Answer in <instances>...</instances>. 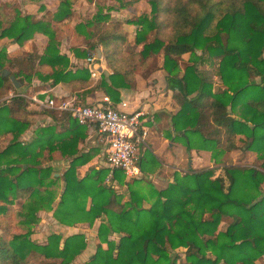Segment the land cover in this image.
Returning a JSON list of instances; mask_svg holds the SVG:
<instances>
[{
    "label": "trees",
    "instance_id": "trees-1",
    "mask_svg": "<svg viewBox=\"0 0 264 264\" xmlns=\"http://www.w3.org/2000/svg\"><path fill=\"white\" fill-rule=\"evenodd\" d=\"M146 1L150 19H110L111 7L97 0L92 17L73 25L71 0H60L53 15L17 7L5 11L0 3V38L15 44L0 48V97L18 90L11 75L19 87L33 78L49 85L64 82L75 90L88 85L87 66H74L59 52L62 32L76 44L77 58L101 50L111 73L97 87L115 101L116 88L134 86L136 75L151 68L162 50L167 88L180 104L173 118L176 138L186 150L210 151L215 159L241 149L254 152L260 163L175 171L159 190L151 184L143 188L142 180L126 178L119 169L108 183L105 167L78 176V168L99 152L79 153L88 127L67 112L37 110L25 97L13 96L0 104V142L10 135L0 147V264H26L31 253L42 259L40 264H72L86 248L81 232H51L45 243L34 242L29 228L40 211H52L66 226L90 227L99 220V244L82 264H177L179 259L264 264L257 263L264 255V0ZM117 2L122 9L129 1ZM126 22L138 26L137 51L124 50ZM36 33L46 37L42 51H23L20 47ZM179 62L185 64L181 72ZM201 64L213 67L201 69ZM214 75L222 84L216 91ZM35 115H47L52 123L37 125L25 138ZM55 154L71 159L63 166L55 163ZM18 210L24 211V233L13 231Z\"/></svg>",
    "mask_w": 264,
    "mask_h": 264
},
{
    "label": "crops",
    "instance_id": "crops-1",
    "mask_svg": "<svg viewBox=\"0 0 264 264\" xmlns=\"http://www.w3.org/2000/svg\"><path fill=\"white\" fill-rule=\"evenodd\" d=\"M96 1L97 0H71L70 6V15H71V22L70 25H73L76 21L83 20L85 18L92 17L96 10ZM16 2V3H15ZM0 3L5 4L4 10L6 11L7 4H11L16 6L18 9L22 10L25 13L37 14L41 15L45 11H50L53 13L56 11V8L60 4V0H0ZM53 4V7H50L49 4ZM106 6L111 7V13L113 12L114 8L113 5H108L107 0H105ZM137 4V3H136ZM135 4H133L134 6ZM126 9V8H125ZM10 10V9H8ZM113 16V13L110 15ZM56 22V20H53ZM8 41L10 43L9 47H5L6 49H12L15 47V44L11 43L7 38H0V41ZM60 44H59V52L65 54L69 58L70 64L74 66H81L83 65L84 58L80 59L77 58L74 54L73 45L67 35L62 32L60 35ZM42 42L43 45H42ZM46 42V37L40 33L34 34V36L26 41L22 47H20L23 51H31L33 49H37L42 51L44 44ZM100 50V49H99ZM101 51V50H100ZM100 58V66L98 67L100 77L97 79H88V85L81 89L75 90L72 87L64 82H59L55 85H49L47 83H43L37 78H33L31 80L32 84L28 87V89L36 93L38 96H43V98L49 96H69L75 97L81 103H97L102 101L104 97H109V99L117 104L119 101H126V110L132 111L136 108H142L145 111V125L148 128V135L151 136L149 138L147 136V140L149 142L150 149H141L140 152V159H138L141 174L137 179L142 180V183L145 185L147 184L146 180H151L154 183L160 182L163 186L156 188V189H163L165 188L169 182L173 179V173L175 171L182 172H190L192 169L191 162L196 164V159L193 158L188 160V167L186 169H181L180 167L184 163L185 155L189 152H186V147L179 138H176L179 133L176 131L175 126L173 124L174 115L179 111L180 104L174 99V91L167 88L166 79H165V71L162 69V64L158 66L155 70L150 71L146 76H142L140 74L136 75L135 77V84L131 87H118L116 90L118 91V99L115 101L113 100L108 93H106L100 87H97V84L103 75L110 74L111 70L107 66L106 60L103 57L102 53ZM42 98V99H43ZM64 112V111H58ZM39 115H35L34 118H39ZM42 118V116L40 117ZM45 123H52V120L49 116H45L41 122L35 124L34 127L31 128L24 133L25 138H28L31 135V131L39 124L43 125ZM171 142V143H170ZM177 142V143H174ZM180 143V145H179ZM170 144L173 148L174 146L177 147L178 153L176 157L172 156V152L168 151L167 149L163 150L164 146ZM78 147L80 152H87L91 149L98 148L99 152L92 156V158L86 164L80 166L78 168V176H82L87 170L90 168H107L104 157H103V146L99 142L98 133L93 128L87 129V134L85 139L78 143ZM163 147V148H162ZM163 152L165 157H169L170 160L173 161L170 164L163 160L162 165L166 166L169 171H161L158 168H154L153 165L146 163L150 161L158 160L156 154L159 152ZM203 151V150H201ZM200 151V152H201ZM204 152V151H203ZM207 153V152H205ZM55 162L66 166L68 161L71 157L61 159L59 155H54ZM166 162V163H165ZM92 163V164H91ZM151 165V167H149ZM195 170V169H193ZM150 174V177H149ZM56 175H58L56 173ZM168 176L167 182L164 180V177ZM108 183V182H107ZM62 184V182H60ZM166 184V185H165ZM118 192H122L124 187H119L117 185H113ZM124 191V190H123ZM40 211L39 213H41ZM54 219V218H53ZM55 220V219H54ZM99 220L97 219L95 222ZM94 222V224H95ZM93 224V225H94ZM90 226V227H93ZM60 229H62V233L64 236L78 233L72 230H80L81 233L85 234H92L90 229H82L85 227H89L84 223H77L74 226H66L59 224ZM98 226V225H97ZM97 231V229H96ZM72 232V233H70ZM117 237V234H113L110 238ZM94 253V252H93ZM92 253V254H93ZM91 255V254H90ZM84 262V261H83Z\"/></svg>",
    "mask_w": 264,
    "mask_h": 264
},
{
    "label": "rangeland",
    "instance_id": "rangeland-1",
    "mask_svg": "<svg viewBox=\"0 0 264 264\" xmlns=\"http://www.w3.org/2000/svg\"><path fill=\"white\" fill-rule=\"evenodd\" d=\"M117 1L116 0H107L108 5H110V6L113 5V8H114V10L112 12L113 16H110L111 17L110 19H113V20L123 19V21H124V19H126V18L135 19L141 15H145L148 19L151 18L150 6L146 0H124L125 2L129 1L126 9L125 8L118 9L117 6H118L119 2H117ZM133 4H135V5L133 6ZM129 5H131V6H129ZM49 6L53 7V4L51 3V4H49ZM12 7H16V6H14V5L6 6V11H9L8 9H10ZM57 8H56V10H57ZM112 13L110 12V15ZM123 29H125L127 34H128V38H127V40L123 46L124 50L125 51H131V52L139 50L140 45L135 43V32L138 29V26L126 22V23H124ZM43 43L44 42H42V45H43ZM9 46H10V43L8 41L7 42L2 41V40L0 41V48L9 47ZM197 53H198V51H197ZM263 56H264V48H263ZM161 63H162V50L160 51V53L158 55H156L155 60L153 61L151 68H149L142 76H146L150 71L158 68V66L161 65ZM178 65H179V70L181 72L184 69L185 64L179 62ZM198 67L201 69H204L207 67H213V65L210 66L209 64H206V65L201 64ZM7 75H9V74H7ZM31 84H32L31 81L25 82L22 86H20V87L18 86V91H24L27 93H31L32 92L31 89L30 90L28 89V87ZM212 86H213V89L215 91L220 89L222 86L221 81L219 80L217 75H214L212 78ZM14 89H16V88H14ZM10 91H13V90L11 89ZM8 93L3 95L2 97H0V104L4 100H6ZM30 106L35 108V109L38 108L37 106H35L31 102H30ZM38 109H40V108H38ZM40 117L34 118L35 121H34V124L32 125V127H34L35 124H38L39 122L42 121V119L45 118V117H42V118H40ZM149 135H148V137L151 138V136H149ZM9 137H10V135L7 136L5 139L1 140V142H0L1 148L5 146ZM174 143H177V142H174ZM147 144L149 146L148 140H147ZM179 145H180V143H179ZM149 149H150V146H149ZM165 149L170 151V153L172 152L173 157H176V154L178 153L177 147L174 146L172 148L170 144H167L166 146H164L163 150H165ZM140 152H141V148L139 146L138 147V159H140V155H141ZM186 152H188V151L186 150ZM205 152H207V151H204V152L201 151L200 152V151L195 150L193 152L187 153L185 155V158H184V163L182 164V166L180 168L186 169L188 167V165H187L188 160H190V159L193 160V158L196 159V161H197L196 164L191 162L192 169H195V170H201V169L208 168V167H214L217 169V168H221L225 165H230V164H233V165H254L253 163H260V160H258L257 155L254 152H249V151H245V150H241V149H238V150H235L232 152H225V151L221 152L220 155H218L217 158H215V159L212 158L210 151L207 153H205ZM161 153H163V152L160 151L159 153L156 154L158 160L155 159V161L153 160V161L147 162V160H148L147 159L146 163L153 165L154 168H158L161 171H169L170 169H167L166 166L162 165L163 160H165L169 164H170V162L172 163L173 161H176V160L174 159L171 161L169 157H165V155L161 154ZM55 163H57V162H55ZM151 165H149V167H151ZM218 172L219 171H217L216 174ZM149 177H150V174H149ZM167 178H168V176H167ZM167 178H166V176L164 177V180L166 182L168 180ZM145 182L147 184L145 185L144 183H142L143 188L148 187V184H151V185L155 186L156 188L163 186V184H161L160 182L154 183L151 180H146ZM157 186H159V187H157ZM54 188L57 190L58 193L60 192L61 187L59 186V184H57ZM124 192H126V191H124ZM16 202H19V201H16ZM16 205L18 206V203ZM16 205L14 206L15 208H16ZM145 206H148V203H145ZM23 212L24 211H19V210L14 211V222H13L14 228H13V231L16 233H24L28 230V227L26 225L22 224V220L24 219V213ZM53 218L54 217L52 215V211H42L41 213H38V219L29 228V229H32V232L30 234V238L34 242L39 243V244H43L46 242V237L48 234H50L51 232H61L62 231V229H60V226H59L60 223L55 218H54L55 220ZM227 222L228 221L222 222L220 224V229H224L227 225ZM97 225H98V221L95 222L93 227L82 228L84 230L90 229L92 234H85L83 232L85 235L87 246L82 251V253L80 255H78L73 260L72 264H82L83 261L87 260L88 257L90 256V254H92L95 251L96 246L99 244L98 237H97V231H96ZM72 231L80 232V230L76 231L75 229ZM70 233H72V232H70ZM111 239H114L115 241H117L118 236L117 237L115 236ZM179 252L183 253V250H179ZM179 252H177V253H179ZM182 257H183V255H181V258ZM26 258H27L26 264H40L42 262V259L40 257H37V255H35L33 253L27 254ZM260 262H264V255L260 260L257 261V263H260ZM176 263L177 264H187L184 262L183 259L177 260Z\"/></svg>",
    "mask_w": 264,
    "mask_h": 264
},
{
    "label": "built area",
    "instance_id": "built-area-1",
    "mask_svg": "<svg viewBox=\"0 0 264 264\" xmlns=\"http://www.w3.org/2000/svg\"><path fill=\"white\" fill-rule=\"evenodd\" d=\"M89 70V78L100 77L98 67L100 58L97 51L89 53L83 61ZM22 96L40 109L67 112L79 124L93 128L98 133L103 146V157L110 170L106 182L112 177L113 170H121L126 178H137L141 174L138 162V147L149 149L147 144L148 128L145 125V111L136 108L126 110V101L112 102L104 97L97 103H81L75 97L49 96L40 98L36 93L10 91L6 97Z\"/></svg>",
    "mask_w": 264,
    "mask_h": 264
},
{
    "label": "water",
    "instance_id": "water-1",
    "mask_svg": "<svg viewBox=\"0 0 264 264\" xmlns=\"http://www.w3.org/2000/svg\"><path fill=\"white\" fill-rule=\"evenodd\" d=\"M97 56L100 57L101 56V51L99 49H97ZM2 74L5 76L8 74V71L7 70H3L2 71ZM10 79L12 80L13 84H14V87L15 88H18V82L17 80L14 78V76H10Z\"/></svg>",
    "mask_w": 264,
    "mask_h": 264
}]
</instances>
